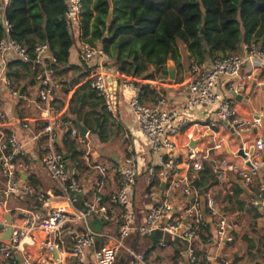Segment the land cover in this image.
Here are the masks:
<instances>
[{"label":"built area","instance_id":"1","mask_svg":"<svg viewBox=\"0 0 264 264\" xmlns=\"http://www.w3.org/2000/svg\"><path fill=\"white\" fill-rule=\"evenodd\" d=\"M64 1L65 19L79 36L82 0ZM8 2L0 0V175L5 182L0 188V220L10 215V235L0 237L2 264H113L119 250L126 248L124 241L131 232L149 235L155 230L183 242L190 264L200 258L205 264H238L232 256L210 257L196 251L194 243L203 236L217 246L233 243L238 223L234 214L218 206L211 190L199 191L193 180L204 161H210L217 182L232 175L248 185L259 171L264 176V129L256 132L249 144L240 139L243 156L238 154L239 148L232 155L240 157L241 162L224 156L214 158L211 151H224L225 142L218 140L200 148V139L192 130L185 132V149L178 153L176 135L186 128L188 111L195 107H209L211 112L200 135L213 137L222 125L241 137L260 125L259 119L239 117L231 100L236 94L248 92L253 76L258 77L259 85L264 84V49L244 44L239 53L227 52L208 62L191 60L183 82L187 95L182 108L175 109L168 106V97L161 90L155 91L150 101H144L136 77L104 63L109 57L99 46L81 42L80 59L93 61L86 82L107 111L114 107L108 78L129 88L128 107L149 146L151 159L146 163L143 154L128 145L115 168L97 162L88 148L77 162L64 157L60 145L73 139L79 147L87 139V132L81 136L74 120L57 103L56 93L62 84L56 59L46 42L36 43L29 50L10 36L11 23L5 16ZM36 164L52 186L31 183L37 178ZM79 165H85L83 173L90 177L89 191L83 189L76 176ZM141 170L147 171L154 198L137 222L134 197ZM110 173L117 185L104 196L101 189ZM158 180L163 181L161 190ZM263 196L264 179L251 203L262 204ZM10 200H30L33 204L9 205ZM94 219L103 223L101 229L94 228ZM261 248L264 255V239ZM127 252L131 255L128 264H146L142 252L129 248Z\"/></svg>","mask_w":264,"mask_h":264},{"label":"trees","instance_id":"2","mask_svg":"<svg viewBox=\"0 0 264 264\" xmlns=\"http://www.w3.org/2000/svg\"><path fill=\"white\" fill-rule=\"evenodd\" d=\"M65 11L64 0H9L5 8V16L11 23L10 36L29 50L36 43L46 42L56 59L58 74L66 69L75 42ZM78 30L79 41L99 46L120 72L153 78L151 67L163 66L168 59L179 63L178 43L184 44L188 58L197 62L227 52L237 53L240 43L264 49V0H82ZM82 64L89 72L91 66L84 61ZM21 67L26 70L25 64ZM141 88L143 98L151 94L152 99L154 89L146 85ZM96 99L94 106L102 103L105 108L102 99L97 95ZM99 122L96 131L103 140L101 126L105 120ZM64 143L69 151L76 147L73 139H66ZM81 152H72L77 162ZM77 168L76 176H79L85 165ZM146 172L142 174L145 176ZM31 183L37 186L39 180L34 177ZM196 186L199 191L202 189L200 184ZM146 188L147 184L143 182L134 197L137 222L146 212L142 198ZM225 198L228 200L231 196ZM92 224L96 229L103 225L96 219ZM163 235L159 230L149 235L133 231L124 244L145 256L147 243L158 244ZM117 256L113 264H128L124 253Z\"/></svg>","mask_w":264,"mask_h":264},{"label":"crops","instance_id":"3","mask_svg":"<svg viewBox=\"0 0 264 264\" xmlns=\"http://www.w3.org/2000/svg\"><path fill=\"white\" fill-rule=\"evenodd\" d=\"M75 42L70 49V55L66 69L59 72V78L61 81V88L56 93L57 103L60 104L65 111V114L71 119L79 121L85 125L88 129L87 139L81 146L73 148L72 151L66 149V144L60 145V150L64 153L68 152V160L76 159L72 157V152L75 150L85 151L86 148L90 149L93 154V158L100 163L109 165V167L115 168L121 161L122 157L126 152L128 145L132 146L135 151L143 154L144 161L147 163L151 159V155L148 152V144L144 137L140 134L137 125L133 119V116L128 107V98L130 90L128 87L123 88L115 81L114 78H108L110 85V93L114 103L112 111H107L102 103L94 106L97 102L95 93L89 88L86 83V79L89 73L87 72V66L82 64L80 59V46L78 33H74ZM243 43L239 44V50L237 53L243 50ZM180 51L179 63L173 62L168 59L163 66L151 67L153 72V78L136 77V80L141 85H146L154 89V92L161 90L168 97V106L181 109L184 102V98L187 95V88L183 84L186 80L189 72V66L192 59L188 58L186 46L178 43ZM210 58H207L205 62H208ZM88 66H92V62H86ZM111 68L115 67L110 59H106L104 62ZM248 69L247 65L244 67ZM171 71V73H170ZM20 73H18L19 75ZM258 77L253 76L249 83V89L253 86L251 94L248 98L243 96L239 99L231 100L233 108H235L239 117L248 119H259L260 125L251 130L246 131L241 137L238 135L237 138L233 137L232 133L226 131L222 125L219 126L220 131L213 137L207 134H202L205 127H202L209 119H211V112L209 107H195L188 111L190 121L186 128L180 131L176 135L177 141V152L182 153L185 149L187 142L185 132L192 130L195 138L200 141L198 145L200 148L216 142L218 140L224 141V151L212 150L210 155L217 157H228L234 158L238 162H241L240 157H234V153L240 146L241 141L249 144L253 141V138L261 129H264V84H258ZM248 92L244 93L245 96ZM151 94L144 96V101L151 100ZM105 120L103 124V140L100 138L96 129H99V120ZM199 130V131H198ZM81 148V149H80ZM81 155V154H80ZM78 159L81 161V156ZM203 169L197 173L198 183L202 189H209L213 192V196L218 204L228 214H234L236 217L238 227L235 230V238L233 243L229 245L217 246L213 242H208L205 238L195 241L194 247L200 254L208 255L210 257L216 255L232 256L238 264H256L255 261H261L264 263V255L262 253L261 244L264 239V196L262 204H252L251 200L257 197L259 192V186L264 179L263 171H259L258 174L252 179L248 185H243L242 182L236 177L230 175L227 180L223 182H217L212 175L210 170V161H204ZM39 168V169H38ZM37 169V178L40 184L43 185L41 177L45 179L44 171L35 165ZM41 171V172H40ZM138 175L135 194L137 190H141V185L146 182L147 188L143 193V207L145 210L151 202L148 175ZM35 174V173H34ZM143 175V176H142ZM80 182L85 191H89V179L84 173L79 175ZM49 181V180H48ZM155 180L153 183H155ZM158 190L162 189L163 181L158 180ZM117 185L116 178L110 173L101 189V192L106 196L109 191L114 189ZM228 189L232 190L229 193ZM157 190V189H156ZM157 190V191H158ZM226 195H230V199H226ZM15 204L12 200L9 202ZM12 204V205H13ZM143 217V216H142ZM5 221L0 223L6 224ZM4 229L0 228V234L4 233ZM9 236V235H8ZM163 244L149 245L145 247V262L146 264H190L185 256V244L177 239L170 237L169 235H163ZM131 249L130 247H128ZM3 263V259L0 256V264ZM195 264H205L203 259H199Z\"/></svg>","mask_w":264,"mask_h":264},{"label":"water","instance_id":"4","mask_svg":"<svg viewBox=\"0 0 264 264\" xmlns=\"http://www.w3.org/2000/svg\"><path fill=\"white\" fill-rule=\"evenodd\" d=\"M202 30L203 29L201 27L200 31H202ZM170 73H171V71H170ZM252 89H253V86L250 88V91L245 96L242 95V94H236L235 98L236 99H238V98L240 99L242 96L244 98H248L249 95L251 94ZM76 126H77L78 132H79V134L81 136H84L86 134V132L88 131L87 127L85 125H83L82 123H80L79 121H76ZM231 133H232L233 137L237 138L236 136H238V134L236 132L232 131ZM237 139H239V137ZM192 145H194V141L190 142V146H192ZM238 154L243 156V153H242V150H241L240 146H239V149H238ZM68 155H69L68 152L64 153V157H68ZM22 176L24 177V175H22ZM197 180H198V175L196 174V178L193 180L195 184L198 183ZM263 204H264V201H263ZM5 216H6V221H7L6 224L0 223V228H3L5 230L4 233L0 234V237H3V238H7L8 235H10V225H9V223H10V215L7 213ZM53 254H54V257L57 256V252L55 250L53 251ZM255 263L256 264H264L261 261H255Z\"/></svg>","mask_w":264,"mask_h":264},{"label":"rangeland","instance_id":"5","mask_svg":"<svg viewBox=\"0 0 264 264\" xmlns=\"http://www.w3.org/2000/svg\"><path fill=\"white\" fill-rule=\"evenodd\" d=\"M39 169V168H38ZM41 172V171H40ZM41 179H42V182H43V185H44V187H49V186H52L51 185V183H49V181H48V179H47V177L45 176V179L43 178V177H41ZM5 187V182H4V180H3V177L0 175V188H4ZM10 201H12V200H10ZM14 202H15V204L16 205H18V204H20V205H23V206H26V207H31V205H32V203L30 202V201H27V200H25V201H23V202H21V201H19V202H17V201H15V200H13ZM13 203L11 202L10 203V205H12ZM126 246V245H125ZM127 248L128 247H122L120 250H119V252H118V256H117V258L122 254V253H124V257H125V260L127 261V262H129V260H130V258H131V255H129L128 254V252H127ZM132 250H134L135 252H140V251H137V250H135V249H132ZM125 253H127V254H125Z\"/></svg>","mask_w":264,"mask_h":264}]
</instances>
